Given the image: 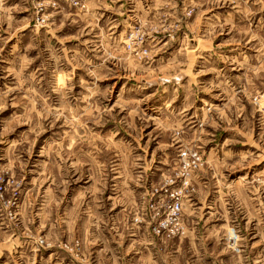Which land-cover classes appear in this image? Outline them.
Wrapping results in <instances>:
<instances>
[{
	"label": "rangeland",
	"instance_id": "obj_1",
	"mask_svg": "<svg viewBox=\"0 0 264 264\" xmlns=\"http://www.w3.org/2000/svg\"><path fill=\"white\" fill-rule=\"evenodd\" d=\"M0 264H264V0H0Z\"/></svg>",
	"mask_w": 264,
	"mask_h": 264
},
{
	"label": "built area",
	"instance_id": "obj_2",
	"mask_svg": "<svg viewBox=\"0 0 264 264\" xmlns=\"http://www.w3.org/2000/svg\"><path fill=\"white\" fill-rule=\"evenodd\" d=\"M189 157L192 158L191 165H190V166L188 165V167H191V168H190V171H191V170H194V169H196V168H198V167L200 166L201 163H200V161H199V158L196 157V154H194V155L189 154ZM187 158H188V156H187L185 153H183V154H182V160H185V159H187ZM179 209H180V207H179V203H178L177 201H175V202L172 203V205H171V208H170V214H171L172 216L177 215V214L179 213Z\"/></svg>",
	"mask_w": 264,
	"mask_h": 264
}]
</instances>
